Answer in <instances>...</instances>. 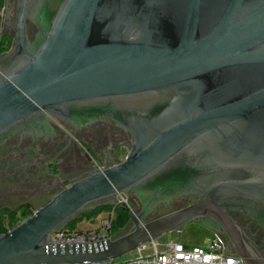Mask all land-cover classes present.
<instances>
[{
  "label": "water",
  "instance_id": "1",
  "mask_svg": "<svg viewBox=\"0 0 264 264\" xmlns=\"http://www.w3.org/2000/svg\"><path fill=\"white\" fill-rule=\"evenodd\" d=\"M13 25L0 57V145L45 114L75 126L109 118L131 137L123 161L53 186L0 235V264L113 261L195 221L223 231L246 264H264L230 213L264 229V0H18ZM131 192L143 206L120 235L52 242L78 214Z\"/></svg>",
  "mask_w": 264,
  "mask_h": 264
},
{
  "label": "flooded vegetation",
  "instance_id": "2",
  "mask_svg": "<svg viewBox=\"0 0 264 264\" xmlns=\"http://www.w3.org/2000/svg\"><path fill=\"white\" fill-rule=\"evenodd\" d=\"M17 5L18 0L15 1L14 5L10 4L7 11V18L9 17L7 19V26L14 32L13 22L15 20ZM28 31L30 40L34 41L39 32L38 27L31 21H28ZM37 123L40 124H38L36 129L32 131L28 129L22 130L0 145V172L3 170L2 165L6 162L7 168H10L13 163L18 165L19 168H34L35 171L27 175L26 181L29 182L30 178H33V175L36 174L33 181L27 184L37 187L36 185L40 181V178L42 179L40 183L44 187H37V197L50 195L53 186L57 184L62 186L64 183L71 181L73 177L81 176L85 172L119 163L120 161L114 156L119 154L116 143L121 142L122 144L130 146V133L117 126L109 118H98L89 124L75 126L62 119L45 114ZM76 138H81L85 142L97 141V144H94V147L97 148L99 144L100 146H107L106 160L110 162L105 161L98 164L95 162L94 156L90 153L88 157L83 158L81 151L73 142V139ZM55 161H59L60 169L57 168L58 165ZM43 167L47 170L43 171ZM61 167L64 169L62 170ZM55 169L57 173H55ZM65 174L68 175V179L63 177ZM129 195L138 199L132 192ZM192 197L197 201V197L194 196L183 197L174 200L170 204H161L156 210L163 205H173L174 203L182 202ZM142 206L143 204L140 202V207L136 209L141 210ZM230 213L239 224L241 228L239 232L248 248L258 258L264 261V229L240 212ZM200 224L204 226L201 222ZM205 228L221 235L229 251L235 252L223 231H215L208 227Z\"/></svg>",
  "mask_w": 264,
  "mask_h": 264
},
{
  "label": "rangeland",
  "instance_id": "3",
  "mask_svg": "<svg viewBox=\"0 0 264 264\" xmlns=\"http://www.w3.org/2000/svg\"><path fill=\"white\" fill-rule=\"evenodd\" d=\"M15 1L16 0H5L4 9L0 11V37L5 33L11 34L14 37L16 36L15 32L9 29L7 26V11L10 7V4L14 5ZM73 142L81 151L83 158L88 157L90 153L94 156L95 162H97L98 164L108 161L106 160L107 146L105 145L100 146L99 144V147L97 148L94 147V144H97V141L85 142L81 138L73 139ZM116 146H117V152L119 154L114 156L118 161L121 162L125 159L126 154L130 149V146L122 144L121 142L116 143ZM55 162L58 165L57 168L60 169L59 161H55ZM2 166L4 171L2 170L0 172V210L4 208L16 209L18 206H20L23 203H29L36 210H38L40 207L45 205L56 193V191H51V194L48 196L37 197L38 195L37 187H44L40 183L42 179L40 178V181L36 185L37 187L27 184L33 181V178L36 176V174L33 173L34 177L30 178L29 182L26 181L27 175L35 171L34 168H19V166L14 163L10 166V168H7V162ZM42 169L43 171L47 170L45 169V167H43ZM63 177L65 179L69 178L67 174H65V176ZM74 178L76 177H73L72 179ZM114 198L116 199V201L106 202L105 205H118V204L121 205L120 203L124 199L131 206V208L136 209V205L130 202L129 194L121 193ZM195 201L196 199L192 197V198H188L185 201L174 203L173 205H163L159 207L156 211H153L151 215L147 217L146 221H149L160 215L174 211L181 207L188 206L189 204ZM92 210H86L73 218L74 221H76L75 231L102 230L103 224L105 222L109 221L112 224V222L116 218V214L114 212H103L98 217L92 220L82 219L79 221V219L82 217L81 215L91 212ZM67 224L64 226V229H68ZM215 238H216V233L211 232L210 230L202 226L200 222L195 221L186 224L180 230L163 235L162 237L158 238L156 241L159 243L160 248H163L165 244L171 242H183L194 246H204L209 244ZM135 253L136 251H133L118 260L119 261L127 260L133 257Z\"/></svg>",
  "mask_w": 264,
  "mask_h": 264
},
{
  "label": "built area",
  "instance_id": "4",
  "mask_svg": "<svg viewBox=\"0 0 264 264\" xmlns=\"http://www.w3.org/2000/svg\"><path fill=\"white\" fill-rule=\"evenodd\" d=\"M120 204L130 205L124 199ZM119 205V204H118ZM111 222L103 224L102 230L70 231L61 229L51 236L54 243H92L111 237ZM133 257L124 260H113L89 264H246L236 253L230 252L221 235L204 246H194L183 242H171L163 248L157 241L144 244L135 250Z\"/></svg>",
  "mask_w": 264,
  "mask_h": 264
},
{
  "label": "trees",
  "instance_id": "5",
  "mask_svg": "<svg viewBox=\"0 0 264 264\" xmlns=\"http://www.w3.org/2000/svg\"><path fill=\"white\" fill-rule=\"evenodd\" d=\"M5 0H0V11L4 8ZM15 37L11 34L5 33L0 37V57L8 53L14 45ZM55 173L57 170L55 169ZM36 209L29 203H23L18 206L16 209L4 208L0 210V235L8 233L10 230L15 228L20 222L25 220L26 218L32 216L35 213ZM103 212H114L116 214L115 220L112 222L111 228V237H116L123 233L130 225V208L127 205H102L91 212L81 215L82 217L79 219H89L92 220L98 217ZM76 221L72 219L67 224L68 229L70 231H75ZM83 232V231H79Z\"/></svg>",
  "mask_w": 264,
  "mask_h": 264
},
{
  "label": "bare ground",
  "instance_id": "6",
  "mask_svg": "<svg viewBox=\"0 0 264 264\" xmlns=\"http://www.w3.org/2000/svg\"><path fill=\"white\" fill-rule=\"evenodd\" d=\"M3 9H4V8H3ZM129 208H130V210L133 209V208H131V206H130ZM10 231H11V230H10ZM110 238H112V237H110ZM117 260H118V259H117Z\"/></svg>",
  "mask_w": 264,
  "mask_h": 264
}]
</instances>
